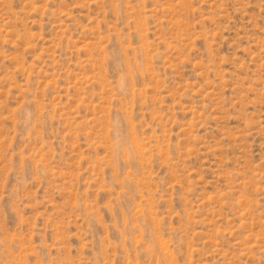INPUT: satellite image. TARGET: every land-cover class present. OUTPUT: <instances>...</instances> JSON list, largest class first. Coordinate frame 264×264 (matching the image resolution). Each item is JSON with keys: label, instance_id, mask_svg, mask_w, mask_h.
I'll return each mask as SVG.
<instances>
[{"label": "rangeland", "instance_id": "obj_1", "mask_svg": "<svg viewBox=\"0 0 264 264\" xmlns=\"http://www.w3.org/2000/svg\"><path fill=\"white\" fill-rule=\"evenodd\" d=\"M0 264H264V0H0Z\"/></svg>", "mask_w": 264, "mask_h": 264}]
</instances>
